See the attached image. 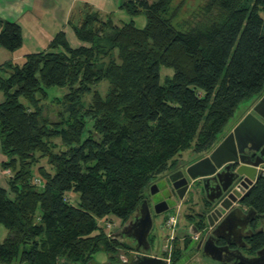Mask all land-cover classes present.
<instances>
[{"label": "trees", "instance_id": "trees-1", "mask_svg": "<svg viewBox=\"0 0 264 264\" xmlns=\"http://www.w3.org/2000/svg\"><path fill=\"white\" fill-rule=\"evenodd\" d=\"M200 2L192 21L179 20L173 0L122 2L131 16L145 14L143 27L87 10L72 27L86 44L72 47L59 31L22 65L5 64L0 150L10 175L7 189L0 187V224L8 231L1 263L86 264L98 250L113 262L131 255L132 244L107 235L98 221L114 215L126 222L177 156L209 151L238 104L262 93L264 0ZM21 45L20 25L0 17V46ZM161 67L172 70L162 83ZM102 80L104 96L92 88ZM51 86L68 88L56 98L64 116L57 122L40 103ZM41 157L52 172L35 168ZM243 201L264 213V176ZM263 245L264 233L256 234L251 250Z\"/></svg>", "mask_w": 264, "mask_h": 264}, {"label": "water", "instance_id": "water-1", "mask_svg": "<svg viewBox=\"0 0 264 264\" xmlns=\"http://www.w3.org/2000/svg\"><path fill=\"white\" fill-rule=\"evenodd\" d=\"M252 109L254 113H246L232 131L228 132L207 155L189 164L184 170L179 169L168 175V180L177 199L185 197L195 180H202L200 184L202 190L210 203L215 204L220 195H216L214 198L208 196V192L211 190L209 187L212 188L209 183L216 181L219 183L217 185L222 186L220 185V176L232 164L235 168L231 174L234 178L241 179L240 184L243 189L247 188L246 193L260 177L264 176V159L261 157L264 154V94ZM253 149L259 150V154L254 159L246 153ZM227 186L222 187V190L225 191ZM243 196L237 199L236 196L229 193L205 215L206 223L215 227L203 243L200 241L196 245L197 249L202 247L201 253L204 256L218 262H230V264H264V246L256 250L253 256L245 255L239 249L235 250L238 252L237 255L230 256L229 253L234 251L229 248L228 244L219 246L214 241L215 231L222 226L228 231L237 226L240 230L247 228L251 233L248 224L253 219L255 210L248 208L247 211H244L240 207L232 208L233 203L242 201ZM168 207L165 199L159 200L153 205L155 213L165 211ZM242 218H245L243 224L240 223ZM152 224L148 200L143 198L136 206L132 216L119 229L110 234L114 239L131 241L134 252L129 256L119 255L118 262L107 260L94 263L89 261L86 264H169L168 260L150 253L148 235ZM239 239L242 240V236H239ZM226 253L227 255H225Z\"/></svg>", "mask_w": 264, "mask_h": 264}, {"label": "rangeland", "instance_id": "rangeland-1", "mask_svg": "<svg viewBox=\"0 0 264 264\" xmlns=\"http://www.w3.org/2000/svg\"><path fill=\"white\" fill-rule=\"evenodd\" d=\"M52 1L53 0H44V6L51 7ZM124 1L125 0H108V2L106 1L107 4L105 0H94L93 3L90 1H83L75 3L67 13L65 12L67 8H64L63 6L64 3L60 2L59 7L55 6L49 10L51 11L52 18L55 20H48L49 22H47V20H44V25L47 29L54 30L56 28L55 24L63 25L64 19H66V21L68 20L67 25H69V27H73L81 21V18L87 10H97L98 13H100L101 19L107 21V16L111 17L114 24L116 25H121L122 22H126L130 19H133L136 27H143L146 23L145 14L139 13L135 16H131L124 9H121L119 7V5ZM200 3V0H173L174 6L177 5L181 7V18L179 20L183 19V17L188 18L189 21L195 19V15H198L196 9ZM160 72L161 83L163 81L164 76L172 74V70L166 67H161ZM108 85L109 84L107 80H102L98 84H95L92 88L97 89L104 96L108 90ZM46 90L47 96L41 98L40 103L45 106V112L51 122H57L60 120V118L64 116L63 114H60L61 109L63 108V103L60 100L58 101L56 98H60L65 93H67L68 88L65 86H51ZM260 97L261 96H256L238 104L234 112L233 118L230 120V123L223 132V134H221V136L219 137L218 142L224 137L226 133L232 131L233 127L242 119V117L246 113H254L252 108ZM84 99L87 102L90 101L91 95L87 94ZM52 141L56 143L55 150H57L59 146H61L60 139L54 138ZM200 155H202V153H195L191 149L182 152L181 155L175 158L174 163L169 167V169L162 173L165 176H162V174L157 176L144 191V197L146 199L148 198L149 203L152 207L151 213L153 224L148 235V238H150V253L157 256L163 255L162 253H164L165 251V245L167 242V244L171 248L170 250L169 247L166 248L167 252H171V256L169 259L170 264H220L217 263L215 260L202 255L195 248L197 239H195V237L193 238L194 232L198 229L197 234L199 236V234L201 235L205 233L207 229L206 224L203 223L201 220H198L200 218L198 213L203 212V208L201 207V202L203 201L204 197L203 191H201L200 187L195 190H193V187H190L183 199H177V196L174 193L167 176L171 170H174L178 166L185 165L186 163L195 160ZM39 165L43 166L47 171L52 172V167L48 163L46 158L41 157L38 160V164L35 166V168H37ZM34 172H36L35 169ZM192 191L194 192V196H192ZM160 198L165 199L169 207L165 211L155 213L153 205ZM71 199L75 202L76 196L71 195ZM171 214L176 215L178 220L177 224H175L173 228H165L164 225L166 223V220ZM194 219L198 220L195 225L192 222ZM98 223L105 228V232L107 233V235L116 231L123 225V221L114 215H109L105 220L98 221ZM171 236L172 239H169ZM124 241L127 244H132V242L129 240ZM178 251V259L176 262L173 263L171 260L172 255ZM120 252L125 251L122 248L120 249ZM131 252L132 251H129V253ZM107 260L108 254L104 250H98L92 254V261L94 263H101Z\"/></svg>", "mask_w": 264, "mask_h": 264}, {"label": "crops", "instance_id": "crops-1", "mask_svg": "<svg viewBox=\"0 0 264 264\" xmlns=\"http://www.w3.org/2000/svg\"><path fill=\"white\" fill-rule=\"evenodd\" d=\"M43 1L44 0H0V17L15 21L20 25L22 31V45L19 48L10 51L0 46V75L2 77L8 76L9 72L5 64L22 65L25 61L26 54L46 50L53 36L60 30L65 33L66 39L72 47L84 44L75 37L73 28L67 25L68 20L66 21V19H64L63 25L55 24L56 28L54 30L47 29L44 25V20H47V22H49L48 20H55L52 18L51 11L49 10L55 6L59 7L60 2L64 3L63 6L67 8L65 11L67 13L75 3L83 1H90L93 3L94 0H53L51 7L44 6L45 4ZM106 1L108 2V0H105V2ZM2 66H5L7 69H4ZM3 100L4 96L2 91H0V103ZM3 160L4 156L0 150V187L7 189L10 173L1 167V162ZM7 233V229L0 224V243L7 236ZM59 261L71 264L66 262L64 258L59 259ZM0 264L7 263L0 262Z\"/></svg>", "mask_w": 264, "mask_h": 264}, {"label": "flooded vegetation", "instance_id": "flooded-vegetation-1", "mask_svg": "<svg viewBox=\"0 0 264 264\" xmlns=\"http://www.w3.org/2000/svg\"><path fill=\"white\" fill-rule=\"evenodd\" d=\"M264 94V91L259 95V96H262ZM227 134V133H226ZM225 134V135H226ZM224 135V136H225ZM212 149V148H211ZM210 149V150H211ZM203 152L202 155H200L198 158H196L195 160L189 162V163H186L185 165H181V166H178L177 168H175L174 170H171L168 175L173 172V171H176V170H179V169H182L184 170L189 164L195 162L196 160L202 158L203 156L207 155L209 152ZM246 153L250 154L251 155V158L254 159L256 155L259 154V150H250V151H246ZM261 157L264 159V154L261 155ZM237 163V162H235ZM235 168V166L232 164L230 165V167L228 169H226L224 171V173L222 172V175L220 176V185L222 186H219L217 184L216 181H210V185L212 186L209 187L211 190H209L208 192V196L211 197V198H214L216 195H220V197L218 198L217 202L215 204H217L219 202L220 199L226 197L229 193H232L234 196L237 197V199L239 197H241L242 195L243 196V199L242 201H239V202H236V203H233L234 205L232 206V208L234 207H240L242 208L244 211H247L248 208H252L250 206H247L245 203H244V198L245 196L249 193V191L246 193V190L247 188H242V185L240 184V178L237 177V178H234V176L231 174V171H233ZM161 175V174H160ZM167 175V176H168ZM162 176H165L162 174ZM202 180H195L192 185L190 186L191 188L193 187V190L197 189L198 187H200L201 191L202 190V187L200 186V184L202 183L201 182ZM228 185V186H227ZM255 185V184H254ZM253 185V186H254ZM227 186V189L225 191L222 190V187H226ZM252 186V187H253ZM251 187V188H252ZM250 188V189H251ZM193 192V191H192ZM204 193V191H203ZM192 196H194V192L192 193ZM145 198V197H144ZM148 200V198H147ZM159 200H162L161 198ZM158 200V201H159ZM148 203H149V200H148ZM215 204H211L210 203V200L207 199L206 197V194L204 193V197H203V201L201 202V207L203 208V212L202 213H198V215L200 216V218L198 220H201L203 223L206 224L207 226V229L205 231V233L203 234H197V232H195L193 234V238L195 237L196 240V245L202 241V243L206 240V238L212 233V230L214 229L215 226L211 227L209 226L207 223H206V217L205 215L210 212V210H212V208L215 206ZM149 206H150V210L152 212V207L149 203ZM253 209V208H252ZM152 214V213H151ZM204 215V216H203ZM198 220L194 219L192 222L193 224L195 225ZM244 220L245 218H242V220L240 221L241 224L244 223ZM216 224H218V222H216ZM215 224V225H216ZM225 227V226H224ZM248 227L250 228V232L249 233V230L247 228H242L241 230L238 228V226L234 229H231L230 228V231H228L227 229L220 227L218 228L216 231H215V243L219 246H223V245H226L228 244L229 248L231 250H233L234 252L232 253H229L230 256L232 255H237L238 252L235 251L236 249H239L240 251H242L245 255H248V256H253L256 252V250L260 249H256L254 251L251 250V246H252V239L254 238V236L258 233H264V213H258L255 211L254 213V216H253V219L249 222L248 224ZM198 230V229H197ZM239 236H242V240L239 239ZM201 243V244H202ZM264 246V245H263ZM262 246V247H263ZM196 248V247H195ZM197 249V248H196ZM200 253H201V250H202V247L198 248L197 249ZM134 251H132L131 253H133ZM163 255H160L158 257H161V258H164L166 259L168 253L164 252L162 253ZM202 254V253H201ZM153 255V254H152ZM203 255V254H202ZM227 255V253L225 254ZM157 256V255H155ZM167 260V259H166ZM169 262V261H168ZM217 263H227V264H230V262H218L216 261ZM170 264V263H169Z\"/></svg>", "mask_w": 264, "mask_h": 264}, {"label": "built area", "instance_id": "built-area-1", "mask_svg": "<svg viewBox=\"0 0 264 264\" xmlns=\"http://www.w3.org/2000/svg\"><path fill=\"white\" fill-rule=\"evenodd\" d=\"M6 171H8V172L10 173L9 170H6ZM33 183L36 184V185H41V184H42V182L40 181V179H38V178H36V177H34V179H33ZM177 221H178V220H177L176 215L171 214V215H169V218L166 220V223H165L164 226H165V228H166V227H168V228H173L174 225L177 224ZM169 239H172V236H171ZM167 247H169V245H168L167 242H166V245H165V251H164V252L168 253L166 259L169 261L170 256H171V252H167V251H166V248H167ZM170 249H171V248L169 247V250H170Z\"/></svg>", "mask_w": 264, "mask_h": 264}]
</instances>
